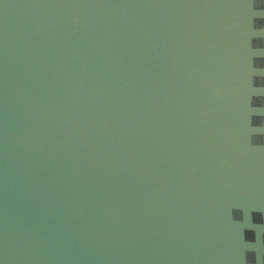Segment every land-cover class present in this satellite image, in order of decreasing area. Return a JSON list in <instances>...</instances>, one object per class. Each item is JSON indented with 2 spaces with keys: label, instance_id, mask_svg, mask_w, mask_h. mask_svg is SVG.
<instances>
[{
  "label": "water",
  "instance_id": "95a60500",
  "mask_svg": "<svg viewBox=\"0 0 264 264\" xmlns=\"http://www.w3.org/2000/svg\"><path fill=\"white\" fill-rule=\"evenodd\" d=\"M252 4L0 0V264H264Z\"/></svg>",
  "mask_w": 264,
  "mask_h": 264
},
{
  "label": "snow or ice",
  "instance_id": "6c2138e0",
  "mask_svg": "<svg viewBox=\"0 0 264 264\" xmlns=\"http://www.w3.org/2000/svg\"><path fill=\"white\" fill-rule=\"evenodd\" d=\"M255 5H256V0H253L252 11L249 13L247 19V25L250 29H253L252 27L253 18L256 17L264 18V10H262L261 8H257Z\"/></svg>",
  "mask_w": 264,
  "mask_h": 264
}]
</instances>
